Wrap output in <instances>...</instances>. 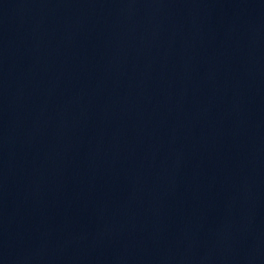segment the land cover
Masks as SVG:
<instances>
[{
	"label": "water",
	"instance_id": "95a60500",
	"mask_svg": "<svg viewBox=\"0 0 264 264\" xmlns=\"http://www.w3.org/2000/svg\"><path fill=\"white\" fill-rule=\"evenodd\" d=\"M0 264H264V0H0Z\"/></svg>",
	"mask_w": 264,
	"mask_h": 264
}]
</instances>
